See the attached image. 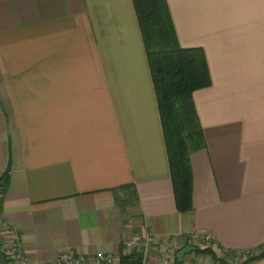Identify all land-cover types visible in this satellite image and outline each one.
I'll return each mask as SVG.
<instances>
[{
    "label": "crops",
    "instance_id": "obj_1",
    "mask_svg": "<svg viewBox=\"0 0 264 264\" xmlns=\"http://www.w3.org/2000/svg\"><path fill=\"white\" fill-rule=\"evenodd\" d=\"M166 3L211 79L193 94L203 145L186 212L135 0H0V176L13 152L1 215L30 264L68 247L120 253L143 231L209 234L217 253L264 264V0Z\"/></svg>",
    "mask_w": 264,
    "mask_h": 264
},
{
    "label": "trees",
    "instance_id": "obj_2",
    "mask_svg": "<svg viewBox=\"0 0 264 264\" xmlns=\"http://www.w3.org/2000/svg\"><path fill=\"white\" fill-rule=\"evenodd\" d=\"M135 4L157 95L176 205L186 212L192 208L193 197L190 153L203 145L193 94L211 83L208 65L202 50L179 44L166 0H135ZM8 175L0 176V251L4 253L1 207ZM205 252L212 250L198 249L195 253ZM138 256L137 252L124 255L121 264H136ZM177 262L181 264L180 260Z\"/></svg>",
    "mask_w": 264,
    "mask_h": 264
},
{
    "label": "built area",
    "instance_id": "obj_3",
    "mask_svg": "<svg viewBox=\"0 0 264 264\" xmlns=\"http://www.w3.org/2000/svg\"><path fill=\"white\" fill-rule=\"evenodd\" d=\"M10 234V235H8ZM1 235L5 238L3 249L10 264H30L29 257L25 254L19 234L10 227H4ZM137 238H127L122 242L120 253L99 251L96 254H85L74 248L68 247L61 251L58 256V264H114L121 257L131 252H137L136 264H175L180 260L182 264H194L186 259H178L177 253L187 245L200 246L208 244L213 238L209 234H197L193 236L172 235L161 241L150 231L137 234ZM244 252V251H242ZM242 261V260H241ZM203 264V263H198Z\"/></svg>",
    "mask_w": 264,
    "mask_h": 264
},
{
    "label": "rangeland",
    "instance_id": "obj_4",
    "mask_svg": "<svg viewBox=\"0 0 264 264\" xmlns=\"http://www.w3.org/2000/svg\"><path fill=\"white\" fill-rule=\"evenodd\" d=\"M10 235V234H8ZM3 240H5L4 236L2 235ZM213 241L211 240L208 244H204L199 247L200 250L205 251V249H211L212 253L205 252V253H195L192 252L187 255L186 259L193 262L194 264L203 263V264H240L241 260L247 259L253 255L251 251H228V250H219L218 253L216 250L212 249ZM208 255L211 259L206 260L205 256ZM178 262L175 261V264ZM182 264V262H181Z\"/></svg>",
    "mask_w": 264,
    "mask_h": 264
},
{
    "label": "water",
    "instance_id": "obj_5",
    "mask_svg": "<svg viewBox=\"0 0 264 264\" xmlns=\"http://www.w3.org/2000/svg\"><path fill=\"white\" fill-rule=\"evenodd\" d=\"M12 164H13V152H12V146H11V143H9V149H8V164H7V167L5 169V172L8 173L11 171L12 169ZM197 247L195 246H185L183 247L181 250L178 251L177 253V257L178 259H183L186 255L194 252V251H197ZM0 264H10L8 259H7V256L4 252H1L0 251Z\"/></svg>",
    "mask_w": 264,
    "mask_h": 264
}]
</instances>
